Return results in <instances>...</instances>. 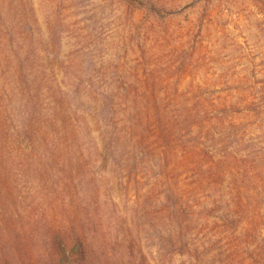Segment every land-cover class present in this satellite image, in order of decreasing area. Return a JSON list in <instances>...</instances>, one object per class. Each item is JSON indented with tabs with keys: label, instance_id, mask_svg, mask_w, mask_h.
<instances>
[{
	"label": "rangeland",
	"instance_id": "obj_1",
	"mask_svg": "<svg viewBox=\"0 0 264 264\" xmlns=\"http://www.w3.org/2000/svg\"><path fill=\"white\" fill-rule=\"evenodd\" d=\"M57 240L264 264V0H0V264Z\"/></svg>",
	"mask_w": 264,
	"mask_h": 264
},
{
	"label": "trees",
	"instance_id": "obj_2",
	"mask_svg": "<svg viewBox=\"0 0 264 264\" xmlns=\"http://www.w3.org/2000/svg\"><path fill=\"white\" fill-rule=\"evenodd\" d=\"M53 245H54L55 256L54 257L52 256L51 264H79V261L76 262L71 260V256L73 255V253L68 252L63 240L54 241ZM76 246L80 247V243L77 242L75 247ZM73 250H76V248H74ZM4 264H9V263L8 261H5Z\"/></svg>",
	"mask_w": 264,
	"mask_h": 264
}]
</instances>
